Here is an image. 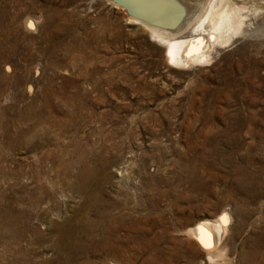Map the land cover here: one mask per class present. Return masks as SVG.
<instances>
[{
  "label": "rangeland",
  "instance_id": "rangeland-1",
  "mask_svg": "<svg viewBox=\"0 0 264 264\" xmlns=\"http://www.w3.org/2000/svg\"><path fill=\"white\" fill-rule=\"evenodd\" d=\"M207 1L182 0L185 14ZM244 1V35L209 65L176 66L110 0H0V50L34 38L58 65L33 67L17 102L0 91V120L36 101L50 121L13 148L0 126V264L63 262L53 225L82 207L99 243L72 264H264V196L247 213L232 196L264 190V0ZM223 214L211 252L190 230Z\"/></svg>",
  "mask_w": 264,
  "mask_h": 264
},
{
  "label": "bare ground",
  "instance_id": "bare-ground-1",
  "mask_svg": "<svg viewBox=\"0 0 264 264\" xmlns=\"http://www.w3.org/2000/svg\"><path fill=\"white\" fill-rule=\"evenodd\" d=\"M110 1L113 5L125 11L132 23L143 26L148 31L150 38L165 49L167 62L176 66H189L192 64L209 65L213 60V54L216 53L217 48L226 47L233 39L244 35L246 28L249 27L247 20L250 7H247V3L244 0H208L204 7L202 6V12L200 11L197 15L196 13L185 14L184 9L187 7L183 4L182 0ZM252 10L254 11L255 9L252 8ZM24 21L23 25L25 29L32 31L35 22L31 18ZM29 22H31L32 27H29ZM12 31L16 32V30ZM188 31H190L191 35L189 37H183ZM29 40V45L23 50L21 48L23 46H20L17 40H11V43H7L0 50V91L1 93H5L7 90L14 91L12 93L14 95L10 98H13L15 102L19 101L20 95L19 93H15V90L31 80V69L33 67H35V74H38L39 70L37 66H39V62L42 59L46 60L45 68L47 71L58 66L56 64L54 50L52 48L49 49L48 44L45 43L46 45L44 46L42 44L43 47H37V39L30 38ZM19 54H22V59L16 60V56ZM2 66H4L5 72L2 71ZM46 84L48 87L52 84L50 79L46 80ZM45 86L44 88H46ZM28 89L31 90V86ZM51 94L52 90L48 89L46 90L45 97H50ZM45 117L39 112L36 101H32L22 111H17V116L14 120H0V126L4 130L3 136L7 141L6 145L10 148L20 146L27 134L36 135L39 125H47V122H50ZM245 161L251 162L252 159L246 158ZM234 169L232 171L234 173H232L233 176H238L239 178L241 175L239 172H243V168L237 165ZM18 174L17 172H12L13 176H17ZM250 176L254 177L255 175L251 173ZM42 191L45 192L44 190ZM232 196H241L239 199L244 204L243 212L246 210L245 213H247L248 206L264 196V190L258 191L255 187H251L249 191L245 183H238L232 190ZM233 200L235 201L236 199L234 198ZM87 205L89 206V204ZM81 209L83 210V207ZM82 210L66 222L53 225L56 234L59 236L54 244L63 259V262L59 264H72L74 257L79 256L87 248L99 243L96 234L99 229L92 228V224L87 223L85 219L86 210ZM9 214V209L0 207L1 217H7ZM227 216V214H223L216 221V224L208 221L199 223L194 229L190 230V235L197 239L202 244V247L204 246L205 249L211 251L214 244V233L216 235V241L220 242L222 234L226 231L221 228V224L225 223ZM14 222L15 219L12 218L7 222V225L12 226ZM96 225L98 226L100 223L96 222ZM66 260L67 263H65ZM41 264L48 263L43 261Z\"/></svg>",
  "mask_w": 264,
  "mask_h": 264
},
{
  "label": "snow or ice",
  "instance_id": "snow-or-ice-1",
  "mask_svg": "<svg viewBox=\"0 0 264 264\" xmlns=\"http://www.w3.org/2000/svg\"><path fill=\"white\" fill-rule=\"evenodd\" d=\"M29 27H32V24H31V22H29Z\"/></svg>",
  "mask_w": 264,
  "mask_h": 264
}]
</instances>
